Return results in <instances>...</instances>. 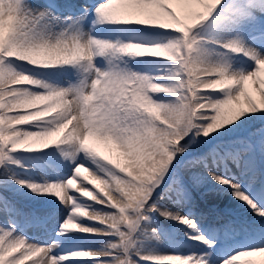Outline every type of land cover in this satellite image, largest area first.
Segmentation results:
<instances>
[{"label": "snow or ice", "instance_id": "snow-or-ice-1", "mask_svg": "<svg viewBox=\"0 0 264 264\" xmlns=\"http://www.w3.org/2000/svg\"><path fill=\"white\" fill-rule=\"evenodd\" d=\"M264 264V0H0V264Z\"/></svg>", "mask_w": 264, "mask_h": 264}, {"label": "bare ground", "instance_id": "bare-ground-1", "mask_svg": "<svg viewBox=\"0 0 264 264\" xmlns=\"http://www.w3.org/2000/svg\"><path fill=\"white\" fill-rule=\"evenodd\" d=\"M28 264H31V262L29 261Z\"/></svg>", "mask_w": 264, "mask_h": 264}]
</instances>
